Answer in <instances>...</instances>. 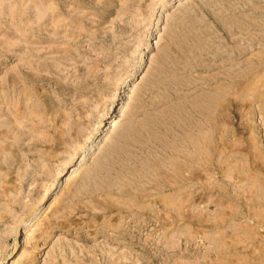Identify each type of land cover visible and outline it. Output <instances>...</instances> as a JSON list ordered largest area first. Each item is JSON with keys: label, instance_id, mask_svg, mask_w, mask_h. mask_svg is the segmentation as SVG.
I'll use <instances>...</instances> for the list:
<instances>
[{"label": "rangeland", "instance_id": "1", "mask_svg": "<svg viewBox=\"0 0 264 264\" xmlns=\"http://www.w3.org/2000/svg\"><path fill=\"white\" fill-rule=\"evenodd\" d=\"M0 264H264V0H0Z\"/></svg>", "mask_w": 264, "mask_h": 264}, {"label": "bare ground", "instance_id": "2", "mask_svg": "<svg viewBox=\"0 0 264 264\" xmlns=\"http://www.w3.org/2000/svg\"><path fill=\"white\" fill-rule=\"evenodd\" d=\"M125 111H126V108L122 111V114H121L122 117L124 116ZM117 124H118V121H116V120L114 119V120H112V123H111V125H109V126H110L112 129H115V128L117 127ZM71 175H72V174H69L67 180H71V179H72V176H71Z\"/></svg>", "mask_w": 264, "mask_h": 264}]
</instances>
